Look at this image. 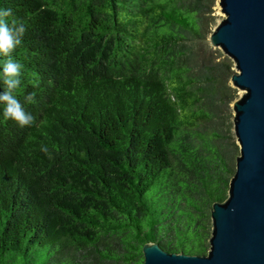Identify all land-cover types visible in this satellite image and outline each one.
<instances>
[{"label":"trees","instance_id":"trees-1","mask_svg":"<svg viewBox=\"0 0 264 264\" xmlns=\"http://www.w3.org/2000/svg\"><path fill=\"white\" fill-rule=\"evenodd\" d=\"M217 1L0 0L28 25L16 94L35 96L31 126L0 118V264L208 252L240 152Z\"/></svg>","mask_w":264,"mask_h":264},{"label":"water","instance_id":"water-1","mask_svg":"<svg viewBox=\"0 0 264 264\" xmlns=\"http://www.w3.org/2000/svg\"><path fill=\"white\" fill-rule=\"evenodd\" d=\"M224 13L209 34L211 46L232 59L231 83L240 146L228 195L215 201L206 254L142 246L143 264H264V0H218Z\"/></svg>","mask_w":264,"mask_h":264},{"label":"clouds","instance_id":"clouds-1","mask_svg":"<svg viewBox=\"0 0 264 264\" xmlns=\"http://www.w3.org/2000/svg\"><path fill=\"white\" fill-rule=\"evenodd\" d=\"M11 9L0 7V118L12 120L23 128L31 126L35 117L26 110V105L35 103L32 93L23 98H18L16 90L22 84L24 65L13 57L15 50L23 44L27 32L26 21L12 18Z\"/></svg>","mask_w":264,"mask_h":264},{"label":"rangeland","instance_id":"rangeland-1","mask_svg":"<svg viewBox=\"0 0 264 264\" xmlns=\"http://www.w3.org/2000/svg\"><path fill=\"white\" fill-rule=\"evenodd\" d=\"M216 15L218 16V18H217V22L223 17V15H224V13L221 11V9L219 8V5L217 4V9H216ZM213 47V46H212ZM213 48H215V47H213ZM219 49V48H218ZM221 52H222V50L221 49H219ZM223 53V52H222ZM224 54V53H223ZM225 55V54H224ZM242 93V91L239 89V94H241Z\"/></svg>","mask_w":264,"mask_h":264}]
</instances>
